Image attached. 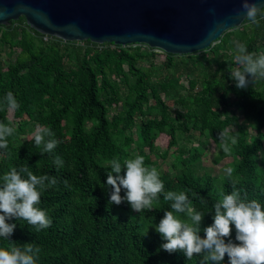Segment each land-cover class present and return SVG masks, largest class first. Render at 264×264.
Wrapping results in <instances>:
<instances>
[{
  "label": "trees",
  "instance_id": "obj_1",
  "mask_svg": "<svg viewBox=\"0 0 264 264\" xmlns=\"http://www.w3.org/2000/svg\"><path fill=\"white\" fill-rule=\"evenodd\" d=\"M44 37L24 18L0 26V100L11 91L20 105L13 113L0 111V121L14 128L8 148L0 149V182L12 167L25 165L33 174L55 176L57 185L43 192L39 205L53 223L37 232L26 221H8L16 228L10 240L0 237V248L7 250L13 242L33 243L41 248L37 264H200V255L189 261L179 251L169 254L161 249L165 241L155 226L171 210L163 194L152 211L143 213L133 211L127 201L109 204L111 161L123 164L137 151L145 166L154 167L150 158L160 153L156 141L162 134L169 137L167 150L161 152L167 158L178 146L180 132L198 131L199 147L182 158L178 149L173 152L178 173L155 168L165 191L186 192L194 209L205 213L202 229L214 222L213 205L221 191L232 192V181L243 198L264 205V161L258 157L264 149V80L239 89L229 71L239 67L236 42L249 52L264 53V21L258 27L244 21L210 48L190 55L167 54L145 45L90 41L77 45ZM228 49L232 52L224 57ZM232 97L246 122L254 123L256 136L249 141L238 137L225 154L220 131L241 127L236 115L230 114ZM30 125L55 133L60 143L52 153L42 154L34 136H27ZM209 139L219 144L223 155L232 157L231 179L191 170ZM55 156L64 161L62 168L53 163ZM232 229L231 239L239 243L234 225ZM200 236L205 238L203 230ZM228 259L225 255L221 264H228Z\"/></svg>",
  "mask_w": 264,
  "mask_h": 264
},
{
  "label": "clouds",
  "instance_id": "obj_2",
  "mask_svg": "<svg viewBox=\"0 0 264 264\" xmlns=\"http://www.w3.org/2000/svg\"><path fill=\"white\" fill-rule=\"evenodd\" d=\"M241 11L246 14L244 21L249 26H259L264 21V6L258 0H243ZM235 61L239 67L229 69L236 87L246 89L257 80H264V53L257 55L249 52L245 44L236 42ZM20 107L14 94L9 91L0 100V111L15 112ZM230 128L219 133L220 146L225 154L238 142V135L230 134ZM14 128L0 121V149L8 148V137ZM34 144L42 148L43 153H52L60 143L55 133L47 128L36 126ZM53 163L57 169L64 166V161L55 156ZM124 174H121V173ZM231 179L233 168L224 169ZM55 176L36 175L25 165L12 167L0 182V237L10 240L16 228L13 219L26 221L36 231L51 227L53 221L47 210L39 207L45 190L57 185ZM68 186V181H64ZM107 186L110 187L109 204L120 205L127 201L132 210L143 213L152 211L154 202L160 194L170 201L171 210L165 211L164 217L156 225V231L165 241L161 249L169 254L177 251L190 261L196 255L202 257L200 264H221L228 256V264H264V205L258 200H247L241 195L235 181L232 192H220V199L213 205L214 217L210 226L201 228L205 213L193 207L186 192L165 191L164 182L155 167L145 166V158L136 156L123 164L118 159L111 161V171L107 172ZM122 188L125 195H121ZM195 195V194H193ZM205 201L201 198V203ZM235 226V241L231 239L232 226ZM203 230L205 238L200 236ZM227 238V242H226ZM41 248L33 243L17 245L9 249L0 248V264H37Z\"/></svg>",
  "mask_w": 264,
  "mask_h": 264
},
{
  "label": "water",
  "instance_id": "obj_3",
  "mask_svg": "<svg viewBox=\"0 0 264 264\" xmlns=\"http://www.w3.org/2000/svg\"><path fill=\"white\" fill-rule=\"evenodd\" d=\"M243 0H0V26L21 18L66 42L145 45L172 55L200 53L239 28ZM264 6V0H258Z\"/></svg>",
  "mask_w": 264,
  "mask_h": 264
},
{
  "label": "rangeland",
  "instance_id": "obj_4",
  "mask_svg": "<svg viewBox=\"0 0 264 264\" xmlns=\"http://www.w3.org/2000/svg\"><path fill=\"white\" fill-rule=\"evenodd\" d=\"M77 45H82L80 42L77 43ZM159 52V51H158ZM232 50L228 49L224 53V57H228L231 54ZM8 53V52H6ZM160 60L164 59V55L160 54L159 56ZM230 114L236 115V117L239 120V123L241 127H235V126H230L229 128L231 129L232 134L238 135V137H243L245 136L246 141L252 140L251 138H254L256 136V130H255V125L254 123H248L246 122V117L244 112L240 110L241 108L238 105H234L236 102L235 97H232L230 99ZM169 105L172 108H179L175 103L170 102ZM11 120L14 121V118L12 114H10ZM10 127H13L12 124H9ZM37 125H30L27 128V136L29 138H32L35 132ZM196 131L192 135H187L185 133L180 132L178 134V146L176 148H173L169 151L170 155L167 158H163L161 156V152L167 150L168 145H169V137L166 135H159L156 141V146L157 148L160 149L159 154H154L151 156V161H153L154 167H156L159 172H170L172 174L178 173V169H175L173 167V163L177 162L178 159L173 155V152L175 149H178V155L179 158L182 157H187L190 154V150L194 147H199L200 146V136ZM62 142L67 143V140H61ZM204 152L201 155V158L199 162L191 166L192 171H196L199 174H207L211 175L215 178H221L226 173L224 172V169L226 167H232L233 164V159L230 156H225L222 154L221 148L219 144L214 142L212 139H209L206 141L204 145ZM134 158L136 156H139L138 152L135 151L133 154ZM258 157L264 161V149L261 151L260 154H258ZM264 166V165H263Z\"/></svg>",
  "mask_w": 264,
  "mask_h": 264
},
{
  "label": "built area",
  "instance_id": "obj_5",
  "mask_svg": "<svg viewBox=\"0 0 264 264\" xmlns=\"http://www.w3.org/2000/svg\"><path fill=\"white\" fill-rule=\"evenodd\" d=\"M49 37H51V36L45 35L44 40H45V41H48ZM156 50H157V49H156ZM157 51H160V50H157Z\"/></svg>",
  "mask_w": 264,
  "mask_h": 264
}]
</instances>
